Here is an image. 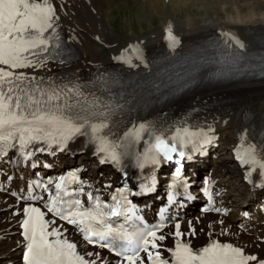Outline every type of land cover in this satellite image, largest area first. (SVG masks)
I'll list each match as a JSON object with an SVG mask.
<instances>
[{"label": "snow or ice", "instance_id": "snow-or-ice-1", "mask_svg": "<svg viewBox=\"0 0 264 264\" xmlns=\"http://www.w3.org/2000/svg\"><path fill=\"white\" fill-rule=\"evenodd\" d=\"M58 19L56 8L50 0H0V65L6 66L0 68V155H7V150L16 147V142L21 152H25L34 141H43L49 147L56 144L63 150L75 137L86 136L90 142L97 143V151L107 153L108 157L118 162L116 148L123 145L116 144L104 134V129L109 127L105 122L107 113H97L83 107L77 109L67 97L61 104V92L56 89L45 91L38 86L32 88L28 85L35 77L29 78L23 72L15 71L33 67L30 56L42 62L48 58L44 54L49 48H61V37L55 27ZM169 38L173 43L177 42L171 29ZM240 47L243 45L240 44ZM72 91L74 89H68V92ZM145 129L146 126L141 124L138 130L125 132L122 140L129 137L140 139ZM154 139L155 144L151 147L158 152L151 157L153 163H159L161 151L164 158L171 159L170 153L176 152L178 146L183 148L193 143L195 149L197 143L209 142L202 129L193 131L188 127L177 128L170 140L164 139L163 133L155 134ZM179 155L184 157V151H180ZM246 156L243 162L258 165L264 175V156L257 159L254 146ZM71 179H76L75 173L71 174ZM63 180L61 177V182ZM61 187V183L56 185L58 190ZM46 207L48 212L79 227L84 240L92 243V237H97L100 247L114 251L127 264H170L159 251L153 254L150 250L158 248L157 240L165 239L163 235L157 236L156 230L145 228L128 232L112 227L107 217L121 214L119 201L104 210L99 204L84 207L78 199L63 201L52 198ZM24 214L26 218L21 227L26 241L25 264H95V261L86 260L77 253L76 244L61 239L60 230L55 227L49 230V226L55 222L46 220L45 213L39 208L28 206L24 208ZM176 229V235L180 236L179 224ZM168 251L172 253L174 264H249L257 261L256 256L245 255L240 248L217 242L194 251L188 244L178 241L175 248ZM141 252L147 254L146 259L140 255ZM258 264H264V259H260Z\"/></svg>", "mask_w": 264, "mask_h": 264}, {"label": "bare ground", "instance_id": "bare-ground-1", "mask_svg": "<svg viewBox=\"0 0 264 264\" xmlns=\"http://www.w3.org/2000/svg\"><path fill=\"white\" fill-rule=\"evenodd\" d=\"M52 1L56 8V15L62 23L63 32L76 50L77 58L71 64L34 62L33 67L21 70L64 78L80 70L113 63V59L105 61L101 58V48L90 42L86 30H83L80 24V18L91 11H97V6L102 3H108L109 6L113 0ZM135 1L136 3H145L146 0ZM161 1L151 0L152 4L150 3L157 15L161 13ZM149 2L150 0H147L148 4ZM221 4V8L216 11L213 17H188L176 22L175 19L168 16L162 21L159 32L142 40L133 37L132 41H136L143 49L160 48L166 44L169 29L180 40L223 31H232L246 39L255 36L256 41L264 39V0H225ZM226 5L227 7L228 5L232 6V10L227 12ZM103 18L107 22L105 15ZM106 25L111 27L107 23ZM193 97L217 102V105L211 110L212 120L209 126L212 129L223 131L217 143L218 146L212 149V154H216L213 166H210L208 160H203L199 169L205 170L210 177L215 179L220 201L235 209L241 208L245 201L256 203L260 199L261 193L242 182L241 173L233 160V155L246 121L257 126L264 115V79L243 80L199 89L188 95L185 100ZM79 157L82 159L87 155L81 154ZM111 174L110 170L102 168L98 172L89 171L86 176L92 180L96 178L103 180ZM13 203L14 200L11 197L0 193V264H22L21 240L17 226L21 207H14ZM196 216H199V223L190 220L191 218L182 222L184 234L189 235L188 241L194 245H200L211 237L218 236L220 239L230 240L243 248L247 255H254L257 259L264 257V225L261 219L246 225V230H239L227 223L216 221L209 214H197ZM250 226L252 229H249ZM66 237H74L69 229H67ZM165 237L166 240L163 243L165 246H169L173 239H178L170 233ZM181 239L185 240L184 236ZM80 245L82 246L81 243ZM101 255L103 264H112L111 257L104 253ZM92 261L98 264L94 254Z\"/></svg>", "mask_w": 264, "mask_h": 264}, {"label": "rangeland", "instance_id": "rangeland-1", "mask_svg": "<svg viewBox=\"0 0 264 264\" xmlns=\"http://www.w3.org/2000/svg\"><path fill=\"white\" fill-rule=\"evenodd\" d=\"M224 1L162 0L161 13L157 15L152 9L151 0L149 4L147 0L145 3H136L135 0H113L109 6L108 3H102L97 6L96 12L91 11L80 18V24L81 28L86 30L90 42L101 48V58L107 61L113 57V53L120 50L127 42H131L133 37L144 39L159 32L162 21L168 16L176 22L188 17H213ZM232 8L226 5L227 12ZM104 15L107 17V22L103 18ZM106 23L111 27H107ZM219 133H222V130Z\"/></svg>", "mask_w": 264, "mask_h": 264}]
</instances>
